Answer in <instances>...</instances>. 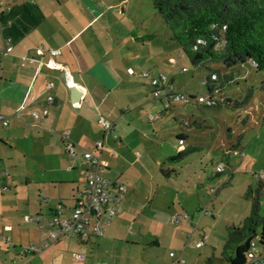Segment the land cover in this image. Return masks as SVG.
<instances>
[{
	"label": "crops",
	"instance_id": "crops-1",
	"mask_svg": "<svg viewBox=\"0 0 264 264\" xmlns=\"http://www.w3.org/2000/svg\"><path fill=\"white\" fill-rule=\"evenodd\" d=\"M129 5L130 0H0V50L7 40L12 45L0 56V115L9 123L0 128V235L11 239L0 240L7 257L0 264H66L69 239L85 252L69 257L74 264H177L173 259L180 257L185 264H203L202 254L195 259L188 248L200 250L208 241L198 211L186 207L191 196L179 200L167 185L174 169L165 171L162 158L146 145L156 127L148 133L140 119L154 99L151 86L140 80L146 60L139 55V29L124 16ZM49 49L59 54L51 57ZM155 52L147 58L155 60ZM48 60L57 68H47ZM139 63L144 70H137ZM42 109L48 111L43 121L31 117ZM101 120L113 125L116 138L103 132ZM63 134L76 147L74 158L64 150ZM96 143L107 165L104 176L125 188L120 211L103 235L79 242L59 234L54 241L47 229L22 225L24 216H70L86 189L81 152L95 151ZM175 213L187 218L171 223ZM27 237L30 244L23 241ZM49 248V259L36 262ZM76 254L85 259L78 262Z\"/></svg>",
	"mask_w": 264,
	"mask_h": 264
},
{
	"label": "rangeland",
	"instance_id": "rangeland-1",
	"mask_svg": "<svg viewBox=\"0 0 264 264\" xmlns=\"http://www.w3.org/2000/svg\"><path fill=\"white\" fill-rule=\"evenodd\" d=\"M129 6L130 12L124 16L139 29V55L146 60L145 71L155 77L165 75L176 93H204V78L208 72L194 68L185 57L180 56L179 46L174 42L169 43L170 32L162 23L151 0H130ZM153 49L156 57L152 61V56H147L153 53ZM137 67L138 71L144 70L140 63ZM208 67L218 70L221 75L231 73L221 64ZM183 68L187 71L182 72ZM234 74L233 81L216 98L240 102L248 93L251 94V100L242 108L235 109L229 104H222L207 109L195 103H171V107L163 111V104L150 99L151 106L143 110L140 119L148 133L156 127V136L151 137L149 144L146 143L150 147L149 151L154 153L156 159L162 158L165 171L168 168L175 171V174L169 175L170 184L167 185L178 193L179 200L184 199L182 194L191 196L186 201V207L198 211L196 215L201 219L200 230L208 237V241L200 250H191L192 246L188 248L195 259L198 253L202 254L203 264L208 258L213 260V264H226L222 252L228 230L241 226L244 219L249 217L252 205L249 190L257 187L258 178L264 179V73L256 72L245 64L236 67ZM140 78L150 86L151 78ZM147 113L157 116V119L147 121ZM179 134L186 137L183 144L188 152L183 157L177 155ZM219 164L225 166L223 174L215 171ZM259 204V216L263 220L264 190L260 192ZM198 209L205 211L199 212ZM262 228L263 225L258 224L253 242L255 251L261 250L264 255V248L259 245ZM28 239L23 238V241L30 244ZM197 240L200 241L198 236ZM241 242L242 239H237V243ZM68 246L65 250L68 258L66 264H74L69 257L83 253L84 250L70 239ZM3 248L0 241V257L6 263ZM50 252L51 248L37 256L36 262L49 259ZM196 264H200L199 259Z\"/></svg>",
	"mask_w": 264,
	"mask_h": 264
},
{
	"label": "trees",
	"instance_id": "trees-1",
	"mask_svg": "<svg viewBox=\"0 0 264 264\" xmlns=\"http://www.w3.org/2000/svg\"><path fill=\"white\" fill-rule=\"evenodd\" d=\"M151 2L170 32L169 40L179 46L180 56L185 57L194 68L208 72L204 78L206 90L202 94L210 95L213 103L199 106L211 109L229 104L239 109L247 104L251 100L249 93L240 102L224 98L217 100L216 96H220L222 90L233 81L236 67L248 64L256 72L264 73V0ZM198 41H201V44H198ZM213 64H221L231 73L221 75L218 70L208 67ZM212 75L216 76V80H211ZM193 103L191 98L189 104ZM185 138L179 134L178 143H183ZM187 152L184 147L177 155L183 157ZM258 180L257 187L248 193L252 196L249 217L244 219L241 226L228 230L227 242L222 252V259L226 264H264L261 250L256 252V260L248 258L250 245L257 236L258 224L263 225L259 233V245L264 248V219L259 216V196L264 190V179ZM237 239H242V242L237 243ZM205 264H213V260L208 258Z\"/></svg>",
	"mask_w": 264,
	"mask_h": 264
},
{
	"label": "built area",
	"instance_id": "built-area-1",
	"mask_svg": "<svg viewBox=\"0 0 264 264\" xmlns=\"http://www.w3.org/2000/svg\"><path fill=\"white\" fill-rule=\"evenodd\" d=\"M201 44V41H198ZM12 50V45L9 40L5 43L4 47L0 50L1 59L7 56ZM43 48L38 49V54H41ZM48 53L51 57L57 56L59 50L49 49ZM173 61L172 63H174ZM46 67L50 69L57 68V64L48 60ZM2 63L0 60V72ZM187 69L183 68L182 72H186ZM143 77H148L147 73H142ZM211 80H216V76L212 75ZM150 86L152 88L151 98L154 100H161L163 103V109L168 110L171 107V103H179L186 105L191 103V98L196 105L205 104L209 105L213 103V99L210 95H187L174 92L172 85L167 80L165 75L157 78H151ZM48 103H52L51 97L47 98ZM48 114L46 109L41 111L31 112V117L38 121H43ZM19 118V114L17 115ZM147 119L152 122L157 119V116L148 114ZM9 126L8 119L0 115V128H7ZM100 126L105 134L111 135L116 138L114 127L111 123L101 120ZM64 143V150L66 154L74 158L77 155L75 145L69 141L68 134L62 135ZM95 151L84 150L81 152L85 164L84 176H85V191L77 199L74 208L70 212L68 218H63L59 214L54 213L51 218L46 219L41 216H24L22 222L25 224H35L39 228L47 229V236L50 240L56 241L59 234L76 239L79 242H84L90 235L101 236L104 233V225L108 224V221L116 216L120 211V203L125 191L122 185L111 184L104 176L107 169L106 163L101 159L99 150L102 148L100 143L95 144ZM184 149L183 143H178V150ZM217 174H223L225 172V166L219 164L215 167ZM206 214V212H204ZM187 216L175 213L171 217V223H177L181 219H186ZM0 240L10 242V237H4L0 235ZM204 242H199L195 245V248L202 247ZM169 256L174 258V254L170 253ZM248 258L256 260L257 255L255 251V244L251 243L250 250L248 252ZM75 259L81 262L85 259V255L76 254ZM177 264H185V261L180 257L175 260Z\"/></svg>",
	"mask_w": 264,
	"mask_h": 264
}]
</instances>
